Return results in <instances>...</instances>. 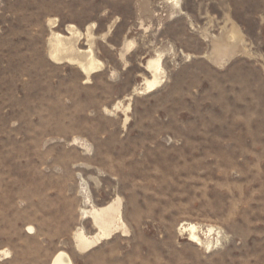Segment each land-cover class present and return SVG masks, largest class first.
<instances>
[{
  "label": "rangeland",
  "instance_id": "374dc122",
  "mask_svg": "<svg viewBox=\"0 0 264 264\" xmlns=\"http://www.w3.org/2000/svg\"><path fill=\"white\" fill-rule=\"evenodd\" d=\"M180 1L0 0V264H264V0Z\"/></svg>",
  "mask_w": 264,
  "mask_h": 264
},
{
  "label": "bare ground",
  "instance_id": "6f19581e",
  "mask_svg": "<svg viewBox=\"0 0 264 264\" xmlns=\"http://www.w3.org/2000/svg\"><path fill=\"white\" fill-rule=\"evenodd\" d=\"M169 2L175 5L177 8H181L180 0H169ZM70 32L73 36L78 35V32L74 28H70ZM74 50V44H67L63 40V38H61L60 36H56L54 49L52 52L55 60L61 61L63 59H67L69 61H75L76 56L74 54ZM79 63L83 71L87 74L93 73L96 69H99L101 65V62L96 60L92 51H90L85 61H81ZM148 67L154 74V80L148 81L146 83V92H153L160 87L162 82V56L159 55L158 58H152V60L149 62ZM84 214L86 217H92L94 224L98 229V233L93 237H88L84 233L83 229L79 230L76 235V241L78 249L82 252L89 251L97 245L101 244L103 241L112 239L119 230H123V232L126 233V225L121 217V209L119 203H114L106 208L92 207L90 211L85 210ZM182 229L185 230L184 232H189V242L197 244L199 246L203 245V241L198 234L197 226L188 224V228L183 227ZM29 230L33 231V228L30 227ZM207 246H209L208 243ZM51 264H74V262L68 253H66L65 251H61L54 256Z\"/></svg>",
  "mask_w": 264,
  "mask_h": 264
},
{
  "label": "crops",
  "instance_id": "0c3cea01",
  "mask_svg": "<svg viewBox=\"0 0 264 264\" xmlns=\"http://www.w3.org/2000/svg\"><path fill=\"white\" fill-rule=\"evenodd\" d=\"M72 258V257H71Z\"/></svg>",
  "mask_w": 264,
  "mask_h": 264
}]
</instances>
